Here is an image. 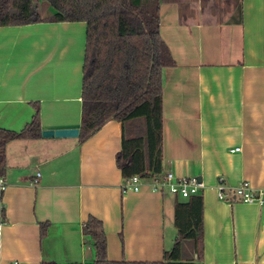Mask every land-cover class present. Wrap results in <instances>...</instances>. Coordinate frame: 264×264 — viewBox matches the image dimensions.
I'll return each instance as SVG.
<instances>
[{"label": "crops", "instance_id": "crops-1", "mask_svg": "<svg viewBox=\"0 0 264 264\" xmlns=\"http://www.w3.org/2000/svg\"><path fill=\"white\" fill-rule=\"evenodd\" d=\"M159 20L175 62L162 75V172L204 186L202 264H264V203L216 195L220 177L264 193V0H162ZM85 43V22L0 27L1 129L21 131L36 107L41 131L79 129ZM121 141L111 120L84 142L40 135L6 145L0 264L91 263L89 216L102 223L109 261H162L180 199L149 178L122 193ZM185 246L182 260H194Z\"/></svg>", "mask_w": 264, "mask_h": 264}, {"label": "trees", "instance_id": "trees-1", "mask_svg": "<svg viewBox=\"0 0 264 264\" xmlns=\"http://www.w3.org/2000/svg\"><path fill=\"white\" fill-rule=\"evenodd\" d=\"M39 2L51 10L47 20L86 23L79 142L90 138L106 122L117 121L122 126V141L115 164L122 179L160 176L162 75L164 69L175 66L159 32L162 0H0V27L47 21L39 16ZM38 114L36 107L30 122L19 132L0 128V178L6 169V145L40 137ZM127 127H132L131 134ZM202 215L201 196L174 202L176 233L160 262L109 261L102 223L89 216L82 232L91 241L94 260L87 264H202ZM47 226L40 224V237L45 236ZM185 241L193 245L196 257L192 261L181 258Z\"/></svg>", "mask_w": 264, "mask_h": 264}, {"label": "built area", "instance_id": "built-area-1", "mask_svg": "<svg viewBox=\"0 0 264 264\" xmlns=\"http://www.w3.org/2000/svg\"><path fill=\"white\" fill-rule=\"evenodd\" d=\"M239 150L240 148H234L231 150V152H237ZM39 177L40 173L36 172L32 183L36 184ZM141 179L142 177L136 175L124 180L121 186L122 193L138 191L139 181ZM149 179H151L152 190L160 193L165 190L171 195L183 200L188 199L192 196H199L204 187L202 182L195 177H181L175 175L172 172H162L160 176L154 178L149 177ZM4 189V180L0 178V191H3ZM216 195L219 201L229 204L241 202L263 205L264 203L263 191L252 188L247 181H241L236 186H227L224 184L223 179L220 177L217 180ZM2 209L3 207H0V214L2 212ZM1 228L2 224L0 223V233Z\"/></svg>", "mask_w": 264, "mask_h": 264}, {"label": "water", "instance_id": "water-1", "mask_svg": "<svg viewBox=\"0 0 264 264\" xmlns=\"http://www.w3.org/2000/svg\"><path fill=\"white\" fill-rule=\"evenodd\" d=\"M79 129H55V130H42L41 136L44 138H63V137H70L75 138L78 137Z\"/></svg>", "mask_w": 264, "mask_h": 264}, {"label": "rangeland", "instance_id": "rangeland-1", "mask_svg": "<svg viewBox=\"0 0 264 264\" xmlns=\"http://www.w3.org/2000/svg\"><path fill=\"white\" fill-rule=\"evenodd\" d=\"M37 4H38V8H39V16H40V18L44 19V20L50 19L51 16H52L50 8L47 7L45 4H42L41 2H39ZM185 242H186V246H185L184 249H186V247H188V245H191L190 241H185Z\"/></svg>", "mask_w": 264, "mask_h": 264}]
</instances>
